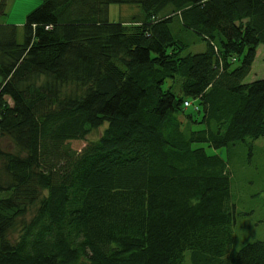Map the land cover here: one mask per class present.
<instances>
[{
    "label": "trees",
    "instance_id": "obj_1",
    "mask_svg": "<svg viewBox=\"0 0 264 264\" xmlns=\"http://www.w3.org/2000/svg\"><path fill=\"white\" fill-rule=\"evenodd\" d=\"M260 43L264 0H41L22 40L0 24V264H264V239L228 252L227 161L193 145L264 134Z\"/></svg>",
    "mask_w": 264,
    "mask_h": 264
},
{
    "label": "rangeland",
    "instance_id": "obj_2",
    "mask_svg": "<svg viewBox=\"0 0 264 264\" xmlns=\"http://www.w3.org/2000/svg\"><path fill=\"white\" fill-rule=\"evenodd\" d=\"M40 2L41 0H5L3 7H0V24L14 23L17 27V38L22 40L24 17ZM144 14L139 3L112 2L108 6V18L112 21L130 23L132 20L144 19ZM170 26L176 37L191 41L187 51L194 52L205 48V41L196 33L182 27L178 19L175 18ZM188 32L192 35L187 34ZM259 77H264V43L257 46L255 58L245 80L250 81ZM189 100H193L194 104L197 103L194 98ZM194 104L190 105L192 108L188 106L187 109L193 111ZM103 127L104 125H101L92 129L84 138L70 139L71 147L80 149L88 140L97 138ZM0 140L5 147L10 145L6 139L0 138ZM193 145H202L208 153H217L227 161L230 173V197L235 205L233 240L228 252L248 241L264 239V134L219 147H213L203 141L194 142Z\"/></svg>",
    "mask_w": 264,
    "mask_h": 264
},
{
    "label": "built area",
    "instance_id": "obj_3",
    "mask_svg": "<svg viewBox=\"0 0 264 264\" xmlns=\"http://www.w3.org/2000/svg\"><path fill=\"white\" fill-rule=\"evenodd\" d=\"M184 103H185V104H188V103H189V101H188V100H185V101H184Z\"/></svg>",
    "mask_w": 264,
    "mask_h": 264
},
{
    "label": "bare ground",
    "instance_id": "obj_4",
    "mask_svg": "<svg viewBox=\"0 0 264 264\" xmlns=\"http://www.w3.org/2000/svg\"><path fill=\"white\" fill-rule=\"evenodd\" d=\"M252 81V80H251ZM196 105V104H195ZM191 107V106H190ZM192 108V107H191Z\"/></svg>",
    "mask_w": 264,
    "mask_h": 264
}]
</instances>
